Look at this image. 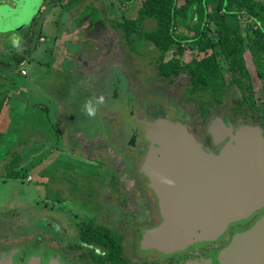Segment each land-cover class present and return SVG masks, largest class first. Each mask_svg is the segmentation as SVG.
Returning <instances> with one entry per match:
<instances>
[{"label":"rangeland","instance_id":"rangeland-1","mask_svg":"<svg viewBox=\"0 0 264 264\" xmlns=\"http://www.w3.org/2000/svg\"><path fill=\"white\" fill-rule=\"evenodd\" d=\"M139 2L130 3L126 0H19V2L18 0H4L3 4L11 7L6 9L8 12L5 11L4 15H0V48L4 47V51L0 52V55L8 60L7 56L13 57L14 52L16 55L19 54L21 50L17 47L19 41L24 37H29L31 41L25 48H29L33 57L30 75L34 77L33 68L42 60L41 76L44 77L47 84L53 80L52 77L55 75L57 77L66 76L54 68L51 54L46 55V58L43 55V59L39 57L43 50L52 47L51 36L59 38V36L62 37V32L68 34V32H74L80 28L79 23L84 17L81 10L87 5H95L101 12L102 10L106 12L108 20H120L124 13L129 14L130 11H127L137 7ZM183 2L184 0H179V4ZM242 22L244 29L247 28L249 21L244 18ZM81 30L83 28H80L77 35L74 33L73 37L69 33L71 35L67 40L69 42L66 48L70 51L67 57H73L72 59L77 62V65L69 63L67 67L71 68L67 72L64 71L69 77H67V82L72 81L71 85L65 84L71 90L67 95L63 109L65 112L63 118L67 119L65 126L61 123V118L58 115L60 110L54 108V100L46 95L40 102L44 104L47 113H51V116H47L48 120L52 122L47 128L48 130L45 127L38 131H33L27 126L21 128H24L26 139H30V141L40 134L45 135L49 132L51 141L55 144L50 148L51 154L48 156V151L41 152L37 157L31 159V163L22 164L23 156H7L10 151H18V149L8 147L10 142L7 138L10 136L0 140V161L6 160V162H0V238L3 239V243L10 244L9 246L31 243L35 235L38 233L44 235L45 232L44 241L48 246L50 244L48 226L52 225L53 221L60 223L53 226L54 229H57L56 227H60L66 222L67 224L72 222L71 213L80 214L87 203L95 204L96 211L98 205L101 208L103 205L114 204L118 198L113 197L112 188L118 187L117 183L121 187L123 185L124 189L132 190L137 187L135 181L139 162L122 141H117L114 138L116 127L120 122L126 121L127 124H132V122L129 118L127 120V114L123 110L121 114H116L113 111L115 107L118 109L123 107L120 106L122 103L131 102L134 93L132 91L130 94L124 95L123 91L117 92V95L120 96L115 101L116 105H109L107 99L111 98L110 84L96 79L93 76L95 71L91 72L89 69L99 60V51L96 53L98 46L101 48L99 40L84 38ZM40 34L46 37L45 44L38 41ZM140 38L136 43L127 46L126 53L133 58L134 68L140 70V78L146 81L154 80L152 61L156 54L149 50L150 48L147 49L148 43L141 41ZM90 43H94L95 46L90 47ZM175 49L176 46L173 47V50ZM87 52L93 56L90 59L85 57V60L93 64H87L84 67L81 65L84 63L81 58ZM6 54L8 55L6 56ZM203 55L197 52H193L191 55L187 49L184 60L188 62L192 57L201 59ZM170 56L169 54L167 57ZM246 58L252 75L257 79L258 68L249 52ZM80 60L82 63H79ZM11 63L17 64V61ZM120 63L126 64V59L122 58ZM13 68L17 67H11V69ZM129 70L128 73H130ZM81 72H84L85 75L81 76ZM129 75L138 88L135 78L131 73ZM227 76L229 75L227 74ZM185 82L187 83V76L183 75L177 84L171 86L165 84L160 87H155L156 85L152 84L151 90L154 89L153 92H159L171 98L175 97L178 91L183 88ZM46 84H41V86ZM263 86L264 82L257 81L256 91L259 93V101L262 100L259 95L263 91ZM81 87L82 90H80ZM113 96L115 98V94ZM235 100L236 98L233 97L232 101ZM31 102L33 101L31 100ZM231 104L234 105L232 102ZM89 109L93 110L95 115H89ZM186 110L193 118L195 117L192 106L188 105ZM7 112V110L2 112L0 124L2 132H5L3 129H9L10 119ZM222 112L220 114H223ZM35 118L30 117L29 119L35 120ZM193 120L194 132L198 131L200 127L204 128L196 118ZM44 121L48 122L47 119ZM70 125H72L70 129H74L73 131L68 129ZM2 127L6 128L2 129ZM69 150L74 153L70 154ZM15 173H18L19 177L14 178L13 174ZM114 173L120 177L121 182L119 178L114 179L110 176ZM106 188H108L106 195L103 196L102 193ZM135 193L138 198V192ZM105 215L107 216V214ZM138 224L139 222L136 223V225ZM134 241L133 238L130 243L132 250L135 246ZM32 245H34L33 242ZM0 248H6V246Z\"/></svg>","mask_w":264,"mask_h":264},{"label":"flooded vegetation","instance_id":"flooded-vegetation-1","mask_svg":"<svg viewBox=\"0 0 264 264\" xmlns=\"http://www.w3.org/2000/svg\"><path fill=\"white\" fill-rule=\"evenodd\" d=\"M81 11L84 17H82V23H79V27L83 28L81 31L84 38H90L88 32L92 27L91 22L93 21L95 24L99 20L95 17L96 14H99L106 22V29L102 30L98 38L99 44H101V48L98 46L96 49V53L99 51V60L95 65L90 62L87 63L93 64L89 69L91 72L95 71L93 76L96 79H101L110 84L111 98L107 99V102H109V105H116L115 101L120 96L117 95V92L123 91L124 95L130 94L132 91L134 93L131 102L122 103L120 106L123 107L119 109L115 107L113 111L116 114H121L123 110L127 114V120L129 118L132 122V124H127L126 121L120 122L116 127L114 138L117 141H122L139 162L135 181L137 187L129 190L124 189L123 185L121 187L117 183L118 187L112 188L113 197L118 198V201L114 204H102L101 208L98 205L96 211L95 204L87 203L80 214L71 213L72 222H68V224L66 222V224L56 227L57 229H54L53 226L60 223L50 222L52 225H47L50 229V244L48 246L46 242L38 248L35 244L32 245L36 235L31 243L16 244L15 246L3 243V239L0 238V247L6 246V248H0V260L10 251L20 249V253L14 256L12 264H26L32 257L40 258L42 263L39 264H47L52 257H58L64 264H120V260L111 253L112 250H120L122 246L128 262L126 264H184L187 261L196 259H210L212 264H220L218 254L231 244L235 234L251 228L264 215V208L254 213L248 220L230 224L226 232L216 241L196 243L183 251L171 254L143 249L141 241L145 232L158 226L163 218L159 208V200L150 188L148 178L140 171L141 164L150 148V142L146 140L142 124L138 123L136 118L149 123L158 120L181 123L197 138L205 150L216 154L222 150L230 139V137H226L223 142H217V138L221 139L226 136L225 131L216 132V137L209 133L208 127L217 118L222 119L226 124V128H231L233 132L242 126L258 127L264 137V86L259 95L262 100H258L259 93L256 91L257 81L264 82V70L261 71L255 64L258 68L257 79L254 78L252 73L250 74L254 105H251L252 103L248 101L245 105L239 106L238 99L241 97L242 91L234 87L230 91L228 100L219 108L212 109L207 121L204 122L200 117L196 103L189 99L190 96L186 90L188 76L187 83L185 82L183 88L178 91L175 97L170 98L162 95V93L153 92L154 89L151 90L153 88L152 84L156 85L155 87L165 86V84L171 86L177 84L184 74L175 83L162 82L156 77L155 72L152 76L154 80L146 81L140 78V70L134 68L133 58L126 54L120 44L118 33L111 29L107 13L103 10L101 12L95 5H90L86 10ZM87 15H90L89 18H86ZM96 26L100 25L97 24ZM80 28L78 29L80 30ZM122 58L126 59V64L120 63ZM128 70L135 78L138 88L133 83ZM96 72L99 73L96 74ZM104 73L106 74L104 75ZM227 74L225 75L227 80L232 81V74ZM82 75H85V73L81 72ZM233 97L236 98L235 101H232ZM188 105L193 107L194 118L204 127H200L196 132L192 127L194 118L186 110ZM220 112L223 114H220ZM110 176L120 180V177L115 173ZM107 189L102 193L103 196L106 195ZM136 191L138 192V198ZM138 222L139 224L136 225ZM44 235H46V232ZM133 238L135 246L132 250L130 249V243ZM25 246L28 247L24 248Z\"/></svg>","mask_w":264,"mask_h":264},{"label":"water","instance_id":"water-1","mask_svg":"<svg viewBox=\"0 0 264 264\" xmlns=\"http://www.w3.org/2000/svg\"><path fill=\"white\" fill-rule=\"evenodd\" d=\"M11 6L0 4L4 11ZM11 9V8H9ZM8 12V11H7ZM87 15L86 18H89ZM91 22L89 39L98 40L106 22L99 14ZM84 22V21H83ZM82 23V22H81ZM142 124L150 142L140 171L159 200L162 222L147 230L141 246L163 254L183 251L196 243L219 239L230 224L248 220L264 208V137L258 127L242 126L235 132L217 118L208 127L211 135L229 141L219 153L204 149L197 138L181 123L158 120ZM44 235L37 234L38 248ZM28 246H25L26 248ZM20 249L10 251L0 264H12ZM220 264H264V215L248 230L234 235L231 244L218 254ZM32 257L26 264H39ZM47 264H64L52 257ZM184 264H212L210 259H196Z\"/></svg>","mask_w":264,"mask_h":264},{"label":"trees","instance_id":"trees-1","mask_svg":"<svg viewBox=\"0 0 264 264\" xmlns=\"http://www.w3.org/2000/svg\"><path fill=\"white\" fill-rule=\"evenodd\" d=\"M126 1L140 2L120 20H108L120 44L126 51L140 37L147 42V49L156 54L153 71L162 82L175 83L182 74L188 76L189 99L196 103L204 122L212 109L228 100L234 87L242 91L239 106L248 101L255 104L246 55L249 52L264 70L263 0H184L182 4L179 0ZM244 18L249 21L245 29ZM187 49L191 55H204L187 62ZM227 73L233 76L230 82ZM13 177H19L18 173ZM111 254L120 264L128 263L122 246Z\"/></svg>","mask_w":264,"mask_h":264},{"label":"crops","instance_id":"crops-1","mask_svg":"<svg viewBox=\"0 0 264 264\" xmlns=\"http://www.w3.org/2000/svg\"><path fill=\"white\" fill-rule=\"evenodd\" d=\"M3 1L4 0H0V4H2ZM87 7L88 5L85 6L84 9ZM78 31L79 29L77 28L74 32H68V34L66 32H62V37L59 36V38L51 36L53 40L52 47H50L48 50H43L42 55L39 56L40 59H43V55L46 58V55L51 54V57L54 61V68L66 75L63 77H57L55 75L52 77L53 80H50V82L47 83L48 85L45 83L44 77L41 76L43 65L42 60H40L33 68L34 77L30 75V65L33 57L29 52V48H25L27 47V43L31 41L29 37H24V39L19 41L17 46L21 48L19 54L16 55V52H14L15 54L13 57L7 56L8 54H6L8 60H5L4 57L0 55V124L3 111H8L7 114L10 119L8 126L9 129H3L6 127H2L3 131L5 132L0 131V140H3L6 136H10L7 138L8 142H10L8 147H12L11 149H18L20 153L18 151H10L7 156H23L22 159L24 161H21L22 164L31 163V159L37 157V155H39L41 152L46 153L48 151L49 156L51 154L50 148L55 146L54 142L51 141L49 132H47L45 135L40 134V136H37L32 141H30V139H26L24 128L21 129L23 126H27L29 129H33V131H38L43 127L47 129L51 125L52 122L47 118V116H51V113H47V110L44 109V104L40 102L42 97L47 95L49 98L54 100V108H58L60 110L58 115L61 118V123H63L64 126L66 124L67 119L66 117L63 118L65 115L63 109L67 95H69V91L71 90L65 84L69 83L71 85L72 81L67 82L68 76L65 72L71 68L67 67L69 63L73 64L74 66L77 65V62L72 59L73 57H67L70 51L66 47L67 43L69 42L67 41L70 38L69 35L72 34L73 37L74 33H76V35L79 33ZM41 38H44V41H42ZM38 41L42 44L47 42L46 37L43 35L39 36ZM92 45H94V43H90V47ZM90 47L88 48L90 49ZM3 51L4 47H1L0 52ZM92 56L93 54L87 52L85 55H83V58H81L84 63H82L81 60L79 63H82L81 65H84L85 67V65L88 64V61L85 60V57L90 59ZM12 61H17V64H12ZM13 66L17 68L11 69ZM22 70H26L27 75H22ZM84 83L86 82L84 81ZM41 84L46 85L42 87ZM77 84H79V82H77ZM82 89L83 88L81 87L80 90ZM31 100L33 102H31ZM30 117L36 118L35 120H30ZM44 119H47L48 122H45ZM70 128H72V125H70L68 129L71 131L74 130ZM73 153L74 152L70 151V154ZM0 162H6V160H1ZM41 164L43 163L41 162Z\"/></svg>","mask_w":264,"mask_h":264},{"label":"built area","instance_id":"built-area-1","mask_svg":"<svg viewBox=\"0 0 264 264\" xmlns=\"http://www.w3.org/2000/svg\"><path fill=\"white\" fill-rule=\"evenodd\" d=\"M41 40L44 41V38H41ZM21 74H22V75H27L26 70H22V71H21ZM30 179H31V178L29 177V180H30Z\"/></svg>","mask_w":264,"mask_h":264},{"label":"clouds","instance_id":"clouds-1","mask_svg":"<svg viewBox=\"0 0 264 264\" xmlns=\"http://www.w3.org/2000/svg\"><path fill=\"white\" fill-rule=\"evenodd\" d=\"M88 114L89 115H95V112L93 110L89 109Z\"/></svg>","mask_w":264,"mask_h":264},{"label":"snow or ice","instance_id":"snow-or-ice-1","mask_svg":"<svg viewBox=\"0 0 264 264\" xmlns=\"http://www.w3.org/2000/svg\"><path fill=\"white\" fill-rule=\"evenodd\" d=\"M18 2H19V0H18ZM4 10L3 9H0V13H2Z\"/></svg>","mask_w":264,"mask_h":264},{"label":"bare ground","instance_id":"bare-ground-1","mask_svg":"<svg viewBox=\"0 0 264 264\" xmlns=\"http://www.w3.org/2000/svg\"><path fill=\"white\" fill-rule=\"evenodd\" d=\"M44 248H46V247H44Z\"/></svg>","mask_w":264,"mask_h":264}]
</instances>
